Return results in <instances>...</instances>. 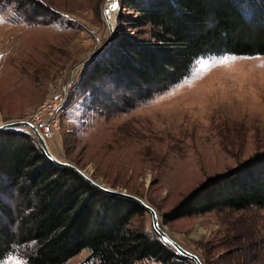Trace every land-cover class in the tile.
<instances>
[{
	"label": "rangeland",
	"instance_id": "374dc122",
	"mask_svg": "<svg viewBox=\"0 0 264 264\" xmlns=\"http://www.w3.org/2000/svg\"><path fill=\"white\" fill-rule=\"evenodd\" d=\"M106 2L0 0L1 124L31 121L48 97L67 88L59 128L48 139L57 158L106 187L142 197L157 209L166 231L205 264H264V208L164 219L207 177L264 149V68L257 67L264 55L199 58L169 90L128 110L101 113L85 74L96 56L90 57L115 33L121 3L116 0L109 12ZM230 56L250 59L213 63ZM131 227L154 231L151 214L135 216ZM89 257L83 250L65 264H92ZM0 264L25 261L10 256Z\"/></svg>",
	"mask_w": 264,
	"mask_h": 264
},
{
	"label": "trees",
	"instance_id": "16d2710c",
	"mask_svg": "<svg viewBox=\"0 0 264 264\" xmlns=\"http://www.w3.org/2000/svg\"><path fill=\"white\" fill-rule=\"evenodd\" d=\"M20 2L22 0H19ZM112 42L93 58L85 86L101 113L128 110L169 90L209 55H264V0H120ZM264 208V149L207 177L164 214ZM146 212L55 164L33 132L0 129V263L191 264L154 230L131 227Z\"/></svg>",
	"mask_w": 264,
	"mask_h": 264
},
{
	"label": "water",
	"instance_id": "95a60500",
	"mask_svg": "<svg viewBox=\"0 0 264 264\" xmlns=\"http://www.w3.org/2000/svg\"><path fill=\"white\" fill-rule=\"evenodd\" d=\"M113 33H114V31H113ZM101 50H99L95 55L91 56L90 58L97 56L101 52ZM0 125L5 126V127H0V129L10 128V127H26V128L31 129L33 131V133L36 135V137H37L42 149L44 150L45 154L55 164H57L60 167H68V168L76 171L77 173L82 175L89 183H91L92 185L96 186L97 188H99V189H101L107 193H110L113 195H118L121 197H125V198L131 199V200L137 202L138 204H140L143 208L146 209L147 212H149L151 214L153 228L164 241H165V238H167V240L169 241L168 244L173 246L178 253L187 257L188 259L193 261L195 264H205L204 261L202 260V258L197 253H195L192 250L183 246L178 240L174 239L168 233V231H166V229L161 225L160 215L154 206H152L150 203H148L142 197H139L135 194H132V193H129L126 191L113 189L110 187H106L105 185H103L100 182H98L97 180H95L86 170L80 168L79 166H77V165H75L69 161H63V160H60L59 158H57L52 153V151L50 150L48 143H47L45 137L43 136V134L40 132L38 127L34 123H32L30 120H27V119L11 120V121L5 122V123L0 124Z\"/></svg>",
	"mask_w": 264,
	"mask_h": 264
},
{
	"label": "built area",
	"instance_id": "2783aa9c",
	"mask_svg": "<svg viewBox=\"0 0 264 264\" xmlns=\"http://www.w3.org/2000/svg\"><path fill=\"white\" fill-rule=\"evenodd\" d=\"M67 88L56 92L39 107L31 121L38 127L45 139L54 138L59 128L60 116L65 110Z\"/></svg>",
	"mask_w": 264,
	"mask_h": 264
},
{
	"label": "snow or ice",
	"instance_id": "6c2138e0",
	"mask_svg": "<svg viewBox=\"0 0 264 264\" xmlns=\"http://www.w3.org/2000/svg\"><path fill=\"white\" fill-rule=\"evenodd\" d=\"M113 7L115 8V7H117V5L114 4ZM2 58L3 57L0 56V59H2ZM241 59H250V57H235V56H230L227 59H221V60H219L217 62H213V63H214V65H216V64H218V65H224V64H227L229 62V60L235 62V61H238V60H241ZM257 59L259 61L258 64H257V67L264 68V57H257ZM196 76L198 78H202L200 76V72L199 71L196 73ZM185 86H187V85H185ZM177 91H178V89H177ZM0 127H5V126L4 125H0ZM168 242L169 241L167 240V238H165V243H168ZM25 264H26V262H25Z\"/></svg>",
	"mask_w": 264,
	"mask_h": 264
},
{
	"label": "bare ground",
	"instance_id": "6f19581e",
	"mask_svg": "<svg viewBox=\"0 0 264 264\" xmlns=\"http://www.w3.org/2000/svg\"><path fill=\"white\" fill-rule=\"evenodd\" d=\"M119 1V0H118ZM115 2H116V0H107V2H106V9H107V11H109V10H111L112 8H113V5L115 4ZM110 12V11H109ZM2 122H0V124H1ZM41 132V131H40ZM51 140V139H50ZM50 140H48V139H46V141H47V143H48V141H50ZM49 146V145H48Z\"/></svg>",
	"mask_w": 264,
	"mask_h": 264
}]
</instances>
